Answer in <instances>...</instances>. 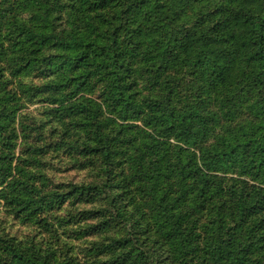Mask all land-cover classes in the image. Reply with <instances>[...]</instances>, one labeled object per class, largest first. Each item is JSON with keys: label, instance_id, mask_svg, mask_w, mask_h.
Listing matches in <instances>:
<instances>
[{"label": "trees", "instance_id": "1", "mask_svg": "<svg viewBox=\"0 0 264 264\" xmlns=\"http://www.w3.org/2000/svg\"><path fill=\"white\" fill-rule=\"evenodd\" d=\"M16 92L55 105L102 183L53 185ZM106 190L149 230L127 214L92 260L0 230V264H264V0H0V199L52 232Z\"/></svg>", "mask_w": 264, "mask_h": 264}, {"label": "rangeland", "instance_id": "2", "mask_svg": "<svg viewBox=\"0 0 264 264\" xmlns=\"http://www.w3.org/2000/svg\"><path fill=\"white\" fill-rule=\"evenodd\" d=\"M25 81L36 85L43 83V80L33 77L26 78ZM96 90L102 93L100 87ZM17 94L19 105L26 104L18 111L16 124L18 128L20 126L22 128H25V126L30 127L32 134L34 133L37 138H41L47 152L43 157L46 165L45 171L49 180L51 179L54 183L53 185L64 189L65 187L72 188L86 184L102 183L104 179L101 177L99 165H97V168L93 166L83 168L80 166L77 132L60 125L59 122L49 115L51 108H54L55 105L44 102L40 97L29 101V99H25L23 93L18 92ZM22 97L28 101L22 100ZM126 129L136 131L133 128ZM65 132L68 133L64 134ZM22 139L23 137H18V142L21 143ZM212 140L210 138L208 142H212ZM97 159L100 160V158L95 160ZM121 162H112L111 178H115L116 175L120 174L119 165ZM100 168H102V165H100ZM102 198L106 199L105 203L101 202ZM113 198L112 191L106 190V195L94 202H88L86 199L77 203L70 201V204L67 203L68 205L59 211V215H61L59 221L51 218L54 222L52 232H44L40 230L36 223L25 220L22 215L17 216V213L6 206L0 199V230L20 239L32 237L38 242L54 243L62 250V256H67L65 252L71 248L73 249L71 257L74 256L76 259L85 260L86 256H88L89 260H92V256L100 250L97 248L99 246L96 245L98 240L111 238L118 233L129 232V225H127L125 220L126 217L124 218L127 214L129 215L128 218H131L130 220L137 222L138 233L143 230H149L146 227L149 223L145 218L146 213H144L147 211L146 204L139 208L136 206L129 207L125 213L118 209L119 215L117 208L107 201V199L112 200ZM136 198L137 196L134 194L128 200L136 201ZM97 235L104 238L93 237ZM143 236L145 238L144 247H153L152 243L146 241L148 240L147 238H150V240L158 239L155 234L144 233ZM94 242L95 245H93ZM88 246L94 249V254H89Z\"/></svg>", "mask_w": 264, "mask_h": 264}]
</instances>
